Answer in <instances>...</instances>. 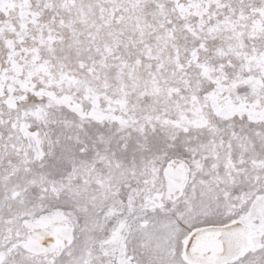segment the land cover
<instances>
[{
  "label": "rangeland",
  "instance_id": "obj_1",
  "mask_svg": "<svg viewBox=\"0 0 264 264\" xmlns=\"http://www.w3.org/2000/svg\"><path fill=\"white\" fill-rule=\"evenodd\" d=\"M175 160L202 213L137 224ZM53 221L71 243L30 251ZM236 221L264 249V0H0V264H195Z\"/></svg>",
  "mask_w": 264,
  "mask_h": 264
},
{
  "label": "bare ground",
  "instance_id": "obj_2",
  "mask_svg": "<svg viewBox=\"0 0 264 264\" xmlns=\"http://www.w3.org/2000/svg\"><path fill=\"white\" fill-rule=\"evenodd\" d=\"M23 133L29 132L23 126ZM166 191H173V200L179 199L188 184V166L182 161H172L165 170ZM160 196V195H159ZM157 197V199L159 198ZM70 224L53 221L30 231L27 248L39 255L59 256L71 243ZM259 233L242 222L224 226H208L194 230L186 243L185 255L195 264H232L251 244V237Z\"/></svg>",
  "mask_w": 264,
  "mask_h": 264
},
{
  "label": "snow or ice",
  "instance_id": "obj_3",
  "mask_svg": "<svg viewBox=\"0 0 264 264\" xmlns=\"http://www.w3.org/2000/svg\"><path fill=\"white\" fill-rule=\"evenodd\" d=\"M92 195V193L86 190L81 191L80 200L86 203ZM174 195L175 193L173 191L162 192L157 199L146 186L144 196L148 198L147 206L150 207L152 211L138 212L136 223L151 222L154 226L159 225L169 229L179 225L185 228V232L189 231L190 229L187 228L185 222L201 214L203 209L201 206H196L190 197L184 195L183 206H178L174 211L170 212L169 208H172L173 204H178L179 202L178 199L173 200ZM144 207L145 205H142V209ZM177 213H179L178 216ZM257 256L259 259L256 258ZM67 264H71V261L67 262ZM235 264H264V249H261L256 254H245L236 260Z\"/></svg>",
  "mask_w": 264,
  "mask_h": 264
},
{
  "label": "clouds",
  "instance_id": "obj_4",
  "mask_svg": "<svg viewBox=\"0 0 264 264\" xmlns=\"http://www.w3.org/2000/svg\"><path fill=\"white\" fill-rule=\"evenodd\" d=\"M159 165L160 167H163V162L156 160L153 161V166ZM200 191L201 192H205L206 188L204 186H200ZM185 196L190 197L191 198V191L190 190H186L184 193ZM194 203L196 206H201V200L199 199V197H197L196 199H193ZM178 206L182 207L183 206V200H179L178 204H173L172 208L169 209V211H174ZM218 207H221L222 209H226L227 208V202H220L219 205H217ZM142 210V209H140ZM139 211V210H138ZM179 215V213H177V216ZM177 227H179V225H177Z\"/></svg>",
  "mask_w": 264,
  "mask_h": 264
}]
</instances>
